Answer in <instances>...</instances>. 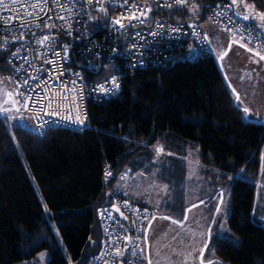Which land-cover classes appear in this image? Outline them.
<instances>
[{
    "label": "trees",
    "instance_id": "obj_1",
    "mask_svg": "<svg viewBox=\"0 0 264 264\" xmlns=\"http://www.w3.org/2000/svg\"><path fill=\"white\" fill-rule=\"evenodd\" d=\"M220 1L231 2L246 22L264 24V0H195L193 12L183 1L169 13L201 24ZM7 52L5 45L0 75L9 71ZM88 112L81 131L49 127L42 134L0 117V264L30 259L40 248L50 254L45 264H85L100 243L96 210L106 195L104 165L112 169L113 188L121 184L123 170L135 172L158 154L157 144L175 159L198 147V160L219 182L239 170L264 181V124L244 118L212 54L194 61L172 55L162 65L125 72L120 94L90 101ZM255 190L253 181L232 179L228 229L220 235L213 228L206 258L264 264V224L254 217ZM182 208L174 213L180 215ZM46 232L52 238L55 232L61 245Z\"/></svg>",
    "mask_w": 264,
    "mask_h": 264
},
{
    "label": "built area",
    "instance_id": "obj_2",
    "mask_svg": "<svg viewBox=\"0 0 264 264\" xmlns=\"http://www.w3.org/2000/svg\"><path fill=\"white\" fill-rule=\"evenodd\" d=\"M5 3L9 10L0 8V39L8 47L5 62L9 71L1 74L0 80L23 93L19 96L27 106L19 112L31 115L32 131L37 134L49 127L83 130L89 121L88 103L119 95L125 72L148 64L162 65L172 55L190 61L211 55L199 22L171 18L169 11L183 0ZM206 20L230 40L264 56L263 32L246 22L231 2L214 4ZM110 61L113 67L104 75L105 63ZM133 174L130 169L123 170L121 185ZM111 176L112 169L105 164L106 195L96 210L100 243L85 264H146V230L155 211L121 187L111 188ZM112 206L118 207L128 222Z\"/></svg>",
    "mask_w": 264,
    "mask_h": 264
},
{
    "label": "rangeland",
    "instance_id": "obj_3",
    "mask_svg": "<svg viewBox=\"0 0 264 264\" xmlns=\"http://www.w3.org/2000/svg\"><path fill=\"white\" fill-rule=\"evenodd\" d=\"M185 7L188 11L193 12L196 8L195 0H183ZM201 26L203 31L206 34L207 40L210 44V50L215 58L219 69L221 68V73L224 77V80L228 86V89L231 91L232 96L235 98V93L228 81L230 80L231 84L236 88H239L241 91V97L246 98L247 102H251L253 108H260L261 104L264 102V59L261 56L256 55L246 46H237V43L233 40L227 38V36L217 30L215 24L211 21H202ZM264 31V28H263ZM5 44L0 39V56ZM114 62L110 61L105 63V73L107 74L113 67ZM27 102L24 98L20 97L15 89L8 84L7 81L0 80V117L6 120H9L10 123H17L23 125L25 128L30 129L33 127V122L31 115L25 111L19 112L20 109L25 108ZM5 109L7 111H5ZM244 114V112H243ZM245 115V114H244ZM244 118H246L244 116ZM171 144V143H169ZM164 149L163 144H157L154 146L157 153L165 155L161 152ZM160 147V148H159ZM190 149V148H188ZM193 153L195 156L198 152V147L195 146ZM159 150V151H158ZM183 151V149H180ZM187 148L184 150L183 154H186ZM264 151V146L262 147V152ZM264 160V153L262 155ZM161 168L159 171V176L163 178H168L167 169ZM234 177H242L247 180L253 181L256 185V189L259 190V185L264 186V181H261L258 177V180L253 179L248 174L242 172V170L237 171L236 173L229 174V177L225 179L220 186L226 191V204L219 210L214 216V226L208 229L201 224L196 225H185V226H175L169 223H162L157 227V230H154L152 236H150V248L151 252L157 251L161 254L160 264H174L172 261V256H177L180 252L183 254L185 260L182 264H198L197 252L202 244L203 239L207 238V234L213 233V228L217 227L218 234H224V230H227L226 218L228 215V203H229V188L230 183ZM178 193L180 191H177ZM183 195L178 194L175 198H170L166 201L165 207L167 210L179 211L182 207ZM183 209V208H182ZM157 215V211L155 212ZM255 220V219H253ZM161 231V232H160ZM55 238H52L47 232L45 236L50 239L51 242H56L61 245L60 238L54 232ZM49 241V242H50ZM50 242V243H51ZM37 242L35 241L34 244ZM50 254L48 249L40 248L38 249L30 259L22 260L16 264H45L48 260ZM157 264V261L155 262ZM216 264V263H213Z\"/></svg>",
    "mask_w": 264,
    "mask_h": 264
},
{
    "label": "crops",
    "instance_id": "obj_4",
    "mask_svg": "<svg viewBox=\"0 0 264 264\" xmlns=\"http://www.w3.org/2000/svg\"><path fill=\"white\" fill-rule=\"evenodd\" d=\"M258 27L264 34V24H260ZM236 43L237 46L244 47V45ZM249 49L254 52L251 48ZM228 81L235 93V98L233 97L234 103L244 112L246 119L264 124V102L260 108H253V106H250L252 105L251 102H247L246 98L241 97L240 89L232 85L229 79ZM8 84L15 89L12 83L8 82ZM193 150L195 149L187 148L186 154L176 159L170 155L167 156L166 153V156H164L158 152L150 161L142 164L123 186H121L120 181L114 184V187H122L132 198L150 205L157 211V215L154 216L146 230V264H149V262L150 264H155L156 261L157 264H160L162 258L157 251L151 252L149 241L150 236L153 235L154 230H157L158 226L162 223H169L175 226L201 224L207 231L212 227L214 216L216 217L219 210L226 204V191L223 186H220L222 182H219V177L214 171H210L208 168L205 169L202 166ZM263 153L264 151L262 152L261 150V177L264 174ZM161 168L167 169L168 178L159 176ZM258 187L259 190H255L254 217L258 222L264 224V186L260 184ZM177 191L180 192L178 193ZM178 194L183 195V209L181 210L182 212L180 211V215L174 213L176 211L167 210L165 207L166 201L170 198H175ZM209 237L210 234L209 236L207 234V238L203 239L197 252L198 264H220L215 258H206L205 256L204 250ZM170 256H172L171 259L174 264H182L185 260L182 252L177 256Z\"/></svg>",
    "mask_w": 264,
    "mask_h": 264
},
{
    "label": "snow or ice",
    "instance_id": "obj_5",
    "mask_svg": "<svg viewBox=\"0 0 264 264\" xmlns=\"http://www.w3.org/2000/svg\"><path fill=\"white\" fill-rule=\"evenodd\" d=\"M57 2H59V0H57ZM124 2L127 3V0H124ZM233 2L235 3V0H233ZM31 6H32V7H35L36 5L33 4V5H31ZM21 7H24V6L21 5ZM133 7H134V6H133ZM0 8H2L4 11H7V10H9V5H8L7 3H5V0H0ZM60 18L62 19L63 17H60ZM244 18H245V19H248L247 16L244 17ZM261 18L264 19V16H262ZM118 22H119V21H115V23H118ZM121 27H124V25L121 24ZM45 39H47V37H45ZM41 43H43V42L41 41ZM261 58L264 59V56H262ZM33 79H35V77H33ZM24 83L27 84L28 81L25 80ZM73 83H75V82H73ZM18 95H23V93H18ZM25 106H26V105H25ZM5 111H7V110L5 109ZM245 111H247V109H245ZM158 151H159V150H158ZM118 254H119V253H118ZM149 264H150V262H149Z\"/></svg>",
    "mask_w": 264,
    "mask_h": 264
},
{
    "label": "water",
    "instance_id": "obj_6",
    "mask_svg": "<svg viewBox=\"0 0 264 264\" xmlns=\"http://www.w3.org/2000/svg\"><path fill=\"white\" fill-rule=\"evenodd\" d=\"M112 210L118 215L120 216L125 222H128V218L127 216L116 206H112L111 207Z\"/></svg>",
    "mask_w": 264,
    "mask_h": 264
}]
</instances>
